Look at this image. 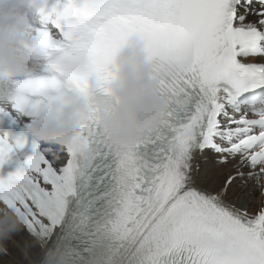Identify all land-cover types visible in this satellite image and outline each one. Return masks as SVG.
I'll return each mask as SVG.
<instances>
[{"label":"snow or ice","instance_id":"snow-or-ice-1","mask_svg":"<svg viewBox=\"0 0 264 264\" xmlns=\"http://www.w3.org/2000/svg\"><path fill=\"white\" fill-rule=\"evenodd\" d=\"M80 2L63 15L81 24L51 21L61 39L49 38L45 54L60 59L13 85L0 123L22 116L29 130L90 73L110 79L111 57L133 33L148 41L173 103L128 146L110 143L94 117L56 156L33 141L24 158V135H0V169L14 155L18 164L0 175V204L24 228L0 242V264H264V207L251 214L226 202L243 181L264 184V0ZM198 157L227 169L211 192Z\"/></svg>","mask_w":264,"mask_h":264},{"label":"clouds","instance_id":"clouds-1","mask_svg":"<svg viewBox=\"0 0 264 264\" xmlns=\"http://www.w3.org/2000/svg\"><path fill=\"white\" fill-rule=\"evenodd\" d=\"M81 6L80 0H72V7ZM67 7L69 0H0V104L7 106L13 85L33 77L41 70L42 61L49 65L58 62L62 53L45 54L49 38L61 39L60 30L51 21L58 20L65 28L82 23L75 16L63 15ZM45 15L51 17L47 25L43 24ZM41 27L47 28V37L38 31ZM157 63L145 37L140 33L129 35L111 57L110 79L104 81L92 72L83 89L67 88L58 100L29 119L31 135L46 152L56 156L94 117L114 146L139 142L164 122L174 99L162 91L164 72L157 70ZM260 193L264 197V184ZM23 231L14 212L0 206V242L5 235L14 239ZM17 248L23 255V247L17 244ZM59 255L68 259L63 252ZM20 264H39V258Z\"/></svg>","mask_w":264,"mask_h":264},{"label":"bare ground","instance_id":"bare-ground-1","mask_svg":"<svg viewBox=\"0 0 264 264\" xmlns=\"http://www.w3.org/2000/svg\"><path fill=\"white\" fill-rule=\"evenodd\" d=\"M200 169L202 172H206L207 176L205 179L204 184L202 185L205 187L209 192L213 191L215 188L218 187V178L220 174L227 169H215L211 160H206L204 162L199 163ZM256 191L253 188V185L247 183L246 186L239 187L234 190L232 195L229 197V202L232 204L250 210L255 206L257 203ZM14 256L17 260L20 259V255L18 251H14Z\"/></svg>","mask_w":264,"mask_h":264},{"label":"rangeland","instance_id":"rangeland-1","mask_svg":"<svg viewBox=\"0 0 264 264\" xmlns=\"http://www.w3.org/2000/svg\"><path fill=\"white\" fill-rule=\"evenodd\" d=\"M255 197H257V198H258V195L256 194V195H255Z\"/></svg>","mask_w":264,"mask_h":264}]
</instances>
